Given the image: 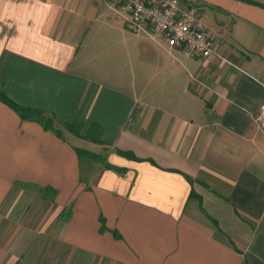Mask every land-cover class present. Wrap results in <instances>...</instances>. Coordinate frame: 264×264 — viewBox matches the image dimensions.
I'll return each instance as SVG.
<instances>
[{
    "label": "crops",
    "instance_id": "crops-1",
    "mask_svg": "<svg viewBox=\"0 0 264 264\" xmlns=\"http://www.w3.org/2000/svg\"><path fill=\"white\" fill-rule=\"evenodd\" d=\"M182 1L229 63L0 0V264H264V0Z\"/></svg>",
    "mask_w": 264,
    "mask_h": 264
},
{
    "label": "built area",
    "instance_id": "built-area-1",
    "mask_svg": "<svg viewBox=\"0 0 264 264\" xmlns=\"http://www.w3.org/2000/svg\"><path fill=\"white\" fill-rule=\"evenodd\" d=\"M116 6L132 32L161 36L170 50L178 48L188 58L216 57L229 63L214 49L212 35L186 11L182 0H116ZM258 120L264 129V106Z\"/></svg>",
    "mask_w": 264,
    "mask_h": 264
},
{
    "label": "trees",
    "instance_id": "trees-1",
    "mask_svg": "<svg viewBox=\"0 0 264 264\" xmlns=\"http://www.w3.org/2000/svg\"><path fill=\"white\" fill-rule=\"evenodd\" d=\"M0 97H1V98H5L1 93H0ZM19 113H20L22 116L25 115V112H23L22 110H19ZM80 154L82 155L83 152H80ZM91 157H92V156H91Z\"/></svg>",
    "mask_w": 264,
    "mask_h": 264
},
{
    "label": "rangeland",
    "instance_id": "rangeland-1",
    "mask_svg": "<svg viewBox=\"0 0 264 264\" xmlns=\"http://www.w3.org/2000/svg\"><path fill=\"white\" fill-rule=\"evenodd\" d=\"M91 149V148H90Z\"/></svg>",
    "mask_w": 264,
    "mask_h": 264
}]
</instances>
